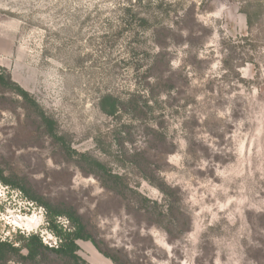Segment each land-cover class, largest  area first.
Returning <instances> with one entry per match:
<instances>
[{
	"label": "rangeland",
	"instance_id": "374dc122",
	"mask_svg": "<svg viewBox=\"0 0 264 264\" xmlns=\"http://www.w3.org/2000/svg\"><path fill=\"white\" fill-rule=\"evenodd\" d=\"M0 75V264H264V0H0Z\"/></svg>",
	"mask_w": 264,
	"mask_h": 264
},
{
	"label": "trees",
	"instance_id": "16d2710c",
	"mask_svg": "<svg viewBox=\"0 0 264 264\" xmlns=\"http://www.w3.org/2000/svg\"><path fill=\"white\" fill-rule=\"evenodd\" d=\"M4 80L3 75H0V81ZM16 86V85H15ZM17 91L24 97H28V93L16 86ZM111 102V105L109 106V110L105 107L106 103ZM117 102L113 100L111 97H106L103 100V110L109 114L114 115L117 111ZM0 181L4 182L7 185H10V181L4 177L3 173L0 171ZM65 214L59 213L57 215L50 214V229L56 233L61 238V246L54 250L58 254L62 256H69L71 258L79 260V256L77 255V252L79 250V246L77 245L78 240H86L88 239L87 236L84 234V227L81 225L79 218L74 217L73 215H69L68 217L75 223V231L74 232H66L63 230L62 227L57 224V217H61ZM29 244L26 245V248L29 251V257L31 259H34L39 252L40 248H43L42 241L39 236L33 235L29 239ZM19 249L16 248L13 244L9 242H2L0 241V257H3L9 252H18Z\"/></svg>",
	"mask_w": 264,
	"mask_h": 264
}]
</instances>
